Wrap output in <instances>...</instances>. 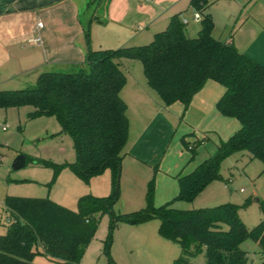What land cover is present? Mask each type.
Wrapping results in <instances>:
<instances>
[{"label":"trees","instance_id":"trees-1","mask_svg":"<svg viewBox=\"0 0 264 264\" xmlns=\"http://www.w3.org/2000/svg\"><path fill=\"white\" fill-rule=\"evenodd\" d=\"M190 5L200 14L194 37L184 34L183 23L173 15L165 29L146 44L103 49L88 46L78 69L44 71L32 86L0 90V107L30 106L28 118L45 115L56 119L60 128L52 135H70L76 159L66 165L78 178L87 183L105 169L111 174L110 193L83 194L77 198L75 210L47 196L6 195L3 203L8 220L0 234V264H33L37 253L58 264H79L103 213L109 215L103 240L107 255L117 222L138 224L154 218L157 233L179 245L172 264H197L190 258L202 249L205 264H246L247 253L239 247L245 238L257 243L261 252L257 264H264L263 201L259 205L262 218L247 228L238 216L239 206L232 203L192 209L173 208L170 202L155 206L150 179L144 207L126 213L113 211L119 196L116 179L121 151L128 134L126 104L119 95L126 81L119 66L122 58L140 62L146 85L163 106L179 101L186 107L207 80L217 82L223 91L215 102L216 110L239 122L238 129L220 140L210 156L191 171L176 174L175 200L189 201L210 181L221 179L220 162L234 152H245L248 159H258L264 165V66L212 35L213 21L205 0H190ZM88 34L85 28L87 40ZM190 151L194 154V147ZM34 163L50 166L53 179L64 165L39 159Z\"/></svg>","mask_w":264,"mask_h":264},{"label":"crops","instance_id":"crops-1","mask_svg":"<svg viewBox=\"0 0 264 264\" xmlns=\"http://www.w3.org/2000/svg\"><path fill=\"white\" fill-rule=\"evenodd\" d=\"M205 1L213 21L212 35L232 43L264 66V1L253 0L252 7L247 8L249 0H232L236 9L226 12L219 33L214 31L217 21L212 5L216 0ZM258 2L260 8H253ZM95 9H100V15L92 13ZM194 11L190 0H0V90L32 86L44 71H63L83 65L88 46L103 49L146 44L155 33L165 29L173 15L180 21L186 19L184 34L194 37L199 29V21L192 16ZM189 22H197L196 27L189 28ZM85 28H89L88 40ZM36 37L39 42H32ZM135 61L119 60L126 77L119 95L126 104L128 134L121 151L118 200L131 208L127 212L145 206L150 179L154 182L155 206L174 201L176 174L191 171L214 152L220 140L239 127L235 118L224 116L215 108L223 91L217 82L207 80L186 107L179 101L163 106L146 85L140 62L138 65ZM189 145L194 147V154ZM207 145L212 151L196 160V147ZM108 171L103 191L85 194L108 195L111 191ZM51 200L59 202L53 197ZM75 208L76 203L69 209ZM150 221L122 222V225L128 230V236L135 234L136 239L144 231H154L155 225L149 224Z\"/></svg>","mask_w":264,"mask_h":264},{"label":"rangeland","instance_id":"rangeland-1","mask_svg":"<svg viewBox=\"0 0 264 264\" xmlns=\"http://www.w3.org/2000/svg\"><path fill=\"white\" fill-rule=\"evenodd\" d=\"M253 2L249 0L247 8L252 7ZM260 5V2L255 3L253 8L259 9ZM236 6L232 0H216L212 5L217 21V28L214 31L218 33L221 31L226 12L236 9ZM99 11L100 9H95L92 13L100 15ZM196 24L197 22H189L188 26L192 28L196 27ZM135 62L140 65L138 61ZM78 67L80 66L63 71L76 70ZM30 110V106L6 109L0 107V122L6 124L5 130L0 128V234L5 231L8 220V211L3 203L6 195L47 196L50 199L53 197L59 201L58 203L74 208L78 196L94 192L99 194L105 188V182H108V169L93 175L87 183L78 178L66 165L76 159L70 135L68 133L52 135L60 128L56 119L45 115L28 118L27 113ZM183 149L188 151L185 147ZM211 151L212 148L208 145L196 147L197 156L194 158L202 159L203 155ZM20 154L25 156L26 162L22 167L14 169L12 162ZM35 159L64 165L53 179V169L34 163ZM219 171L221 179L210 181L191 200H174L170 206L192 209L223 203L236 204L239 206L237 213L243 224L247 228L253 227L263 216L259 206L262 201L264 202L263 163L258 159H248L245 152H234L223 158ZM119 188L118 173V192ZM244 202H247L246 206H242ZM127 209L131 208H126L119 200L113 206L116 213L127 212L125 211ZM108 219V213L98 216L96 230L79 264H172V259L179 255V245L157 233V219H150L149 222L155 225L154 231L152 229L146 233L144 231V235L136 239L133 236L135 234H132L131 238L128 236V230L123 229L124 223L117 222L111 231L107 255L103 250V240L108 232ZM151 231L152 235L149 234ZM239 247L247 253L246 264H257L261 260L260 249L252 239H243ZM190 260L197 264H205L204 250H200ZM32 263L58 264L42 253L35 254Z\"/></svg>","mask_w":264,"mask_h":264},{"label":"built area","instance_id":"built-area-1","mask_svg":"<svg viewBox=\"0 0 264 264\" xmlns=\"http://www.w3.org/2000/svg\"><path fill=\"white\" fill-rule=\"evenodd\" d=\"M136 1H138V2H149L151 0H136ZM192 16H193V19L194 20H199V18H200V14L197 11H194L193 14H192ZM181 21H182V23H186V19H184V18ZM39 25H40V23H38V26ZM32 42L38 43L39 42V38L38 37L33 38L32 39ZM0 128L2 130H5L6 129V124L0 122ZM190 147H191V145L188 146V148H190Z\"/></svg>","mask_w":264,"mask_h":264},{"label":"water","instance_id":"water-1","mask_svg":"<svg viewBox=\"0 0 264 264\" xmlns=\"http://www.w3.org/2000/svg\"><path fill=\"white\" fill-rule=\"evenodd\" d=\"M25 156L23 154H20L18 156L15 157V159L12 162V167L14 169L20 168L25 164ZM117 183H118V176L116 179V188H117Z\"/></svg>","mask_w":264,"mask_h":264}]
</instances>
